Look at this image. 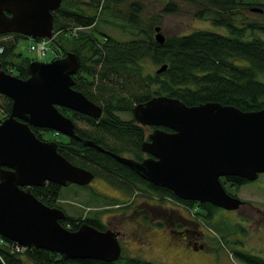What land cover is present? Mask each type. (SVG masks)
Instances as JSON below:
<instances>
[{"label":"water","instance_id":"water-1","mask_svg":"<svg viewBox=\"0 0 264 264\" xmlns=\"http://www.w3.org/2000/svg\"><path fill=\"white\" fill-rule=\"evenodd\" d=\"M60 2L0 0V34L51 40L52 10ZM250 10L260 13L263 8ZM153 30L154 40L163 43L158 27ZM80 62L79 54L71 51L49 61L32 60L24 79L0 68V95L11 100L9 114L0 120V236L28 249L56 252L70 260L66 264L84 258L113 262L121 255L117 232L100 231L86 222L69 231L58 223L65 213L48 207L29 191V187L48 182L89 185L94 176L91 170L65 160L56 150L57 141H44L30 129L46 128L80 141L73 120L58 107L100 117L102 107L73 89L72 76ZM130 112L137 125L153 127L140 143L147 157L139 161L108 154L152 186L169 189L183 201L237 209L241 199L228 194L220 178L238 176L252 181L264 173L263 108L243 112L219 102L189 106L174 97L154 95L135 104ZM83 144L105 151L92 140H83Z\"/></svg>","mask_w":264,"mask_h":264},{"label":"trees","instance_id":"trees-1","mask_svg":"<svg viewBox=\"0 0 264 264\" xmlns=\"http://www.w3.org/2000/svg\"><path fill=\"white\" fill-rule=\"evenodd\" d=\"M186 1L197 7L193 18L209 20L216 27L223 26L228 34L198 29L187 35L164 37V42L159 43L154 40L153 30L156 27L159 29L161 25L159 14L144 18V5L140 1L61 0L60 7L52 12V33L55 37L51 45L54 49L59 46L62 50V42L67 38H63L61 33L67 31L71 34V51L81 58L80 68L72 76L73 89L81 91L83 96L101 106L102 113L96 119L58 107L61 112L66 113L65 116L73 120L76 134L81 140L68 137L63 141L56 140V150L65 160L77 167L91 170L95 176L106 179L121 191L126 190L131 194L133 189L130 191L128 185L144 184L156 190L159 197H170L184 206L196 207L191 200L183 201L169 189L152 186L108 154L112 152L139 161L143 159L140 143L146 138L145 128L137 125L133 117L127 120L120 114L131 115L130 111L135 104L148 101L154 95L174 97L189 106L219 102L221 105L235 106L243 112L264 109V38L261 35L264 27L258 21H250L243 26H237L234 21V14L240 8L258 6L264 9V3H248V0H184ZM124 4L126 7L121 10ZM178 11L176 2L170 0L161 6L160 13L176 15ZM98 24L117 29L123 35H129V38L125 41L113 39L109 34L101 32ZM15 44L16 36L9 41H0V68L24 79L28 75L26 65L31 59L21 57L22 53L16 49ZM151 65L156 68L150 70ZM162 65H166V68L157 71ZM9 107L11 101L0 95L1 120L9 114ZM78 121L82 123L80 126H77ZM30 129L40 139H43L45 132L54 134V130L46 128L31 126ZM83 140H92L105 151L86 147ZM220 179L224 186L225 181L234 180L237 185L243 180L238 176ZM60 188V185L48 182L42 186L29 187V191L48 207L59 209L57 200L61 194ZM204 205L209 221L216 208L207 202ZM104 211L107 210L97 209L93 216L97 217ZM79 218L70 217L65 223H58L69 231L77 229L82 222L100 231L106 228L97 220ZM225 233L226 231L223 234ZM0 241L4 242L0 245V264L70 262L56 252L38 248H25L18 252L11 240L0 236ZM238 259L245 264H264V259L257 255L240 253ZM71 263L155 264L140 257L123 256L122 253L113 262L84 258L72 260Z\"/></svg>","mask_w":264,"mask_h":264},{"label":"rangeland","instance_id":"rangeland-1","mask_svg":"<svg viewBox=\"0 0 264 264\" xmlns=\"http://www.w3.org/2000/svg\"><path fill=\"white\" fill-rule=\"evenodd\" d=\"M137 1L142 2V4L144 5V12L142 14L144 18L145 16H155L156 14H159L158 17H160L161 19L159 32L162 33L164 37L172 35L177 36L181 34L187 35V33L192 32L193 30L198 31V29L228 34L227 29L223 26L216 27L213 26L209 20H196L195 18H193V12L196 11L197 7L190 2H184V0H172L174 1V3L176 2L179 11L176 13V15H164V13H160L161 6L165 5V3L170 0ZM249 2L259 4L264 3V0H248V3ZM124 7H126V4H124L120 9L123 10ZM234 15V21L237 26H243L244 23H249L250 21H258L259 24L261 23V25H264V9L262 12L258 13L255 11H251L250 9H247V7H245L240 8L238 13ZM98 28L99 30H101V32H105L112 36L113 39L115 38L117 40L121 39L125 41V39L129 38V35H123L121 31L113 29L112 27L106 26L104 24H98ZM61 34L63 38H67L62 42L64 48H62L61 53L63 55L64 52L71 51V49H73V44L70 40L71 34H69L67 31H63ZM262 37L264 38L263 35ZM9 39H13V36H10ZM30 42L31 39L29 40V38L17 37V44L15 47L17 50H19V52L22 53L21 57H29L30 59L34 58L33 52H29L27 49V44ZM58 49H60L59 46H57V49L55 50L54 48L49 47L48 52L45 54V58L40 62L52 60L55 56V52L58 51ZM154 68H156V66L151 65L150 70ZM65 114L63 113V116H65ZM120 116L127 120L132 117L131 115H129V113H121ZM81 124V122H77V126H80ZM145 133H149V130L146 129ZM43 136L44 140H65L64 135L61 133H59L57 136H54L53 132H45ZM263 189L264 173H260L256 181L249 182L246 186H242L239 190H237L236 193L239 198L248 200V198L251 199L252 197L254 201H264V191L260 192ZM60 191L61 194L59 199L57 200L58 205L63 206L66 212L69 213V215L71 214L79 217L88 215L89 217H91V215L94 214L95 210L108 208L112 210L110 213L113 212V214H115V217L119 218L120 216L117 215L118 211L123 212V210L125 209L129 210L130 206H132L131 204H129L123 207L121 210L118 209L119 207L115 209V207L112 206L113 204L111 203L106 204L104 202V198H107L109 196H111V199L119 197L123 201H127L130 194L119 193L118 190L109 183V181L101 177L98 178V176L93 177V180L89 185L78 186L75 183H69L68 185L66 184L65 186H62V188H60ZM138 193H136L135 196L140 198L142 201L144 199L143 196L145 195V193H142L141 191H138ZM163 199H168V203L171 200L170 197L166 196H164ZM118 201L120 203L122 202L115 199L112 203H118ZM163 205L166 206L167 204H165L164 202ZM169 206L173 207V210L176 213L175 215L181 213L185 217H197L193 215L195 211L194 206H184L183 203L177 202L176 200L170 202ZM199 211H201V209H199ZM225 212V209L217 208L214 213H212L213 217L211 220L205 221L204 219L203 221L204 224L202 225V227H204L205 229L204 237H206V241L208 243V250H196L193 247H189L188 244L185 245L184 241H182L181 238H179L178 236L175 237L174 235H169L167 229L164 230L161 225H153V229L150 227H144V232L142 231L143 237L140 238V235L137 236L138 234H135L131 230L133 224L132 220L129 219L131 215L128 216L127 220L123 219L122 224L118 220V223L115 220L109 219V221L111 222L112 227L117 226L116 229H118V231H121L118 241H120V244L123 247V249H121L123 256H136L140 257L144 261L147 260L155 262V264H223L221 258H223L227 262L226 264H235L233 258L228 256V248L230 246H227L226 244L223 245L224 243L221 236L225 231L226 233L230 231L228 227L231 228V225H229V220L227 219L228 215H226ZM110 213H108V211L102 212V214L99 215L100 221H104L105 223L106 221L104 220V218H106L107 215L110 216ZM129 220L131 221V223L129 222ZM249 224L251 226L253 222H250ZM253 227L254 225H252V228ZM148 228H150V231H148ZM3 243L4 242L0 241V245H3ZM141 245L142 247H140Z\"/></svg>","mask_w":264,"mask_h":264},{"label":"flooded vegetation","instance_id":"flooded-vegetation-1","mask_svg":"<svg viewBox=\"0 0 264 264\" xmlns=\"http://www.w3.org/2000/svg\"><path fill=\"white\" fill-rule=\"evenodd\" d=\"M56 10V9H55ZM54 10H52L53 12ZM262 12V11H261ZM6 16H8L9 13H5ZM264 27V25H263ZM0 41H6L9 39L10 36H16V37H24L22 35H18V33H4V34H0ZM261 35L264 36V28H263V32H261ZM8 38V39H7ZM26 38V37H25ZM9 41V40H8ZM16 46V44H15ZM62 50L61 48L58 49V51L55 52V56H63L62 55ZM21 53V52H20ZM33 59H31L32 62ZM15 75V74H14ZM11 101V100H10ZM145 128V132L146 129L152 130L153 127H144ZM144 132V135H146L145 140L147 139V133ZM46 141V140H44ZM143 154V158L147 157L146 154ZM128 157V156H126ZM260 175V174H259ZM258 175V177H259ZM95 177V175L93 176ZM257 177V179H258ZM224 178V177H223ZM226 179V178H224ZM243 180H241V184H235L234 180H230V181H225L224 183H226V185L224 186L225 191L228 194H231L233 196H235V198H237V190H239L242 186H246L249 182H253L256 180H252V181H245V178H242ZM93 180V178H92ZM106 180V179H105ZM68 185V184H67ZM88 185V184H86ZM113 185V184H112ZM61 186V185H60ZM65 186V185H64ZM62 187V186H61ZM113 187L115 189L118 190L119 193H129L126 190H120L119 188L115 187L113 185ZM130 191L133 189L132 193L129 195V198L127 201H123L122 199H120L119 197H115L114 199H111L109 197L104 198L106 204H113L112 206L115 207V209H121L129 204H131L132 206H130L129 210L125 209L123 210V212L118 211L117 215H119V218L115 217V214L110 213L112 210L105 208L108 213H110V216H106V218H104V220L106 221L104 223V221H100V217L99 215L97 217H94L93 215H91V217H89L88 215L85 216H81L79 218V216H75V215H69L68 212H66L65 208L61 205L59 209L62 210V212L65 213V217L63 219H60L58 222H62L65 223V220L67 218L72 217L73 219L75 218H79V219H89L90 221L92 220H97L99 221L101 224H103L106 228H110L111 231H115L118 233V238L120 237V232L118 231L117 226H111V222L110 220H115L117 222V220L122 224L123 223V219L127 220L128 216L131 215V217H129L130 220H132L133 224H132V232H134L135 234H138L137 236L140 235V238L143 237V229L144 227H150L152 228L153 225H161L164 230L167 229V232L169 235H174L175 237H179L181 238L182 241H184L185 245L188 244L189 247H193L196 250L198 249H206L207 248V241H206V237H204V232L205 229L204 227H202V225L204 224V219L205 221H207V216H206V212L207 210L205 209V203L204 202H193V205H197L194 208V216L197 217H188V216H183L181 213H179L178 215H175L176 213L173 210L172 206H169L170 202L175 201L171 198L170 202L168 203V199H163L162 197H157V191L152 189L151 187H147L144 184L139 185L137 184L136 186H129ZM138 191H141L142 193L144 192L145 195L143 196V200L141 201L140 198H138L136 195V193H138ZM263 190H261L260 192H263ZM260 194V193H259ZM109 195V194H108ZM139 195V193H138ZM135 196V197H134ZM239 198V197H238ZM115 199L122 201L121 203L118 201V203H112ZM241 199L240 205L238 206V208L236 209H232V210H225L226 215H228V220H229V225H231V228L228 227L230 229V232H228V234H223L222 236V240H223V236H225V240H227V242L225 240H223V245H227L230 246L228 249V256L232 257L235 264H245L243 261L238 259V254H243V255H257L259 256V258H263L264 259V201H254L253 198L251 197L248 198V200L243 199V198H239ZM165 202V204H167L166 206L163 205V203ZM208 203V202H207ZM191 204V205H192ZM210 204V203H209ZM203 206V207H202ZM217 208H221V207H215ZM199 209H201V211H199ZM223 209V208H222ZM198 210V211H197ZM125 211V212H124ZM192 215V214H191ZM213 217V216H212ZM129 220V222L131 223V221ZM250 222H253L252 225H254V227L252 228V225L250 226ZM118 223V222H117ZM123 226V225H122ZM121 226V227H122ZM200 226V227H199ZM145 228V229H146ZM150 228H148V231H150ZM226 228V229H228ZM153 229V228H152ZM162 230V229H161ZM144 232V231H143ZM133 233V234H134ZM231 234V235H230ZM173 238V237H172ZM144 243V241H143ZM143 245V244H142ZM142 245L140 247H142ZM139 247V246H138ZM121 249H123L122 245H121ZM120 249V251H121ZM122 253V251H121ZM222 263L226 264L227 262L221 258Z\"/></svg>","mask_w":264,"mask_h":264},{"label":"built area","instance_id":"built-area-1","mask_svg":"<svg viewBox=\"0 0 264 264\" xmlns=\"http://www.w3.org/2000/svg\"><path fill=\"white\" fill-rule=\"evenodd\" d=\"M54 37V35H53ZM52 43V39L48 38H41L39 39H32L30 43L27 44V49L29 52H33V56H35L36 59L42 60L45 58V54L48 52L49 47L52 48L50 45ZM1 50V48H0ZM58 132H54V136H57ZM12 246L14 249L18 252L24 250L23 247L17 246V244L12 243Z\"/></svg>","mask_w":264,"mask_h":264}]
</instances>
